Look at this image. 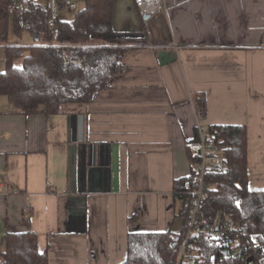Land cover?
I'll return each mask as SVG.
<instances>
[{"label": "crops", "instance_id": "crops-1", "mask_svg": "<svg viewBox=\"0 0 264 264\" xmlns=\"http://www.w3.org/2000/svg\"><path fill=\"white\" fill-rule=\"evenodd\" d=\"M161 1L143 19L114 0L116 34L95 43L129 50L90 103L24 115L0 96V242L26 218L48 264H120L128 234L178 232L173 182L190 175L197 122L244 126L249 188L264 189V0ZM24 35L0 40V73L6 46L44 44Z\"/></svg>", "mask_w": 264, "mask_h": 264}, {"label": "trees", "instance_id": "trees-1", "mask_svg": "<svg viewBox=\"0 0 264 264\" xmlns=\"http://www.w3.org/2000/svg\"><path fill=\"white\" fill-rule=\"evenodd\" d=\"M69 0H57L58 9L65 10ZM114 0H83L69 21L59 19L49 27V7L30 5L19 11H9L8 0H0V40L7 42L9 30L16 38L27 33L44 44L6 46L5 70L0 73V96L24 115H54L63 104L90 103L94 95L108 87L110 80L124 71L123 59L128 48L97 45L96 39L113 37ZM21 60V66L16 65ZM202 117L206 110L204 95L193 98ZM214 134L227 165L225 173L209 172L206 195L198 208V225L211 226L218 220L221 229L226 221L247 228L238 240L245 253L237 258L217 245L214 239L194 241L200 264H262L264 263V189L251 190L248 181V138L244 126H208ZM197 137V130L192 140ZM190 162L195 159L188 153ZM192 178L173 182L178 201L185 194ZM178 232L169 229L158 233H130L127 236L126 258L120 264H178V252L188 228V215L181 213ZM28 229L7 234L0 242V264H48L39 253L36 235ZM256 239L257 244L253 241ZM229 252V253H228Z\"/></svg>", "mask_w": 264, "mask_h": 264}, {"label": "built area", "instance_id": "built-area-1", "mask_svg": "<svg viewBox=\"0 0 264 264\" xmlns=\"http://www.w3.org/2000/svg\"><path fill=\"white\" fill-rule=\"evenodd\" d=\"M77 0L68 1L66 10L74 11ZM138 12L141 16H155L162 11L161 0H133ZM43 4L51 10V16L48 21L49 27H53L59 20L60 10L57 0H8L9 11H19L30 5ZM197 137L195 140L185 144V148L195 159L191 163L190 176L192 185H188L185 194L179 197L181 213L188 215V228L184 240L179 246L178 264H200L196 263L195 258L198 256L194 249V241L199 239H214L220 247H224L223 252L227 253L229 247L231 256L237 258L245 253L243 247H238V240L246 236L247 228L239 224L226 221L223 227H218V220H215L211 226L198 225V208L201 201L206 195V177L209 172L225 173L227 165L221 154V148L217 146L215 136L208 131L207 127H203L197 122ZM16 194V191L9 192ZM255 244L256 239L253 238ZM229 253V252H228ZM264 264V263H262Z\"/></svg>", "mask_w": 264, "mask_h": 264}, {"label": "rangeland", "instance_id": "rangeland-1", "mask_svg": "<svg viewBox=\"0 0 264 264\" xmlns=\"http://www.w3.org/2000/svg\"><path fill=\"white\" fill-rule=\"evenodd\" d=\"M76 4H77V8H76L74 11H72V13H69L66 17H64V18H63L64 20H66V21L71 20L72 17H73V15H74V13H75L77 10H79V9H81V8L83 7V2H81V1L77 2ZM23 35H24V34H22V36H23ZM22 36H21V37H22ZM24 37L26 38L27 36L24 35L23 38H22V41L25 40Z\"/></svg>", "mask_w": 264, "mask_h": 264}, {"label": "water", "instance_id": "water-1", "mask_svg": "<svg viewBox=\"0 0 264 264\" xmlns=\"http://www.w3.org/2000/svg\"><path fill=\"white\" fill-rule=\"evenodd\" d=\"M149 18V16H143V19H148Z\"/></svg>", "mask_w": 264, "mask_h": 264}]
</instances>
